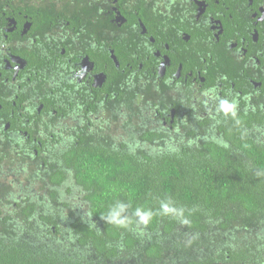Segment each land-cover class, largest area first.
I'll return each mask as SVG.
<instances>
[{"label": "flooded vegetation", "instance_id": "af4514ba", "mask_svg": "<svg viewBox=\"0 0 264 264\" xmlns=\"http://www.w3.org/2000/svg\"><path fill=\"white\" fill-rule=\"evenodd\" d=\"M132 4L74 1L78 20L57 12L60 0H0V196L36 185L83 199L64 164L72 144L225 143L221 105L233 102L264 119V0ZM253 133L264 140V128Z\"/></svg>", "mask_w": 264, "mask_h": 264}, {"label": "trees", "instance_id": "16d2710c", "mask_svg": "<svg viewBox=\"0 0 264 264\" xmlns=\"http://www.w3.org/2000/svg\"><path fill=\"white\" fill-rule=\"evenodd\" d=\"M60 1L57 12L79 20L72 3L80 0ZM125 3L133 7V0ZM226 115L225 143L204 140L151 154L72 144L64 164L83 186L97 223L78 216L69 225L76 238L60 244L62 228L50 230L51 216L35 218L42 205L30 204L21 220H2L0 264H264V141L253 133L264 119L237 114V124ZM54 174L55 183L65 179L61 170ZM169 201L183 214H163ZM138 207L153 212L148 225L138 224ZM114 213L129 219V227L110 224Z\"/></svg>", "mask_w": 264, "mask_h": 264}, {"label": "clouds", "instance_id": "9594fccd", "mask_svg": "<svg viewBox=\"0 0 264 264\" xmlns=\"http://www.w3.org/2000/svg\"><path fill=\"white\" fill-rule=\"evenodd\" d=\"M221 107L225 113H231L233 117H236L237 124L240 123V119L237 117L236 103L234 102L226 103L221 105ZM146 152H152V151L146 150ZM34 183L43 185L38 182H34ZM60 183H55V184H60ZM15 188H17L15 189V191L0 196V225L2 220L6 218L11 219L10 215H15V211L20 212L23 207H26L30 204H34V205L41 204L42 205L41 208L36 211L34 217L38 219L40 217V213H43V215L46 216L48 215L51 216V219L53 221L52 223H56V224H52V223L49 224L48 226L50 230L55 232L56 228L58 227L62 228L60 230L61 231L60 236L62 238V242L59 243L60 244L64 243L65 245H68L71 241L69 237L73 236L74 238H76L75 230L69 227V225L72 222H74V220L78 219L77 218L78 216L84 217V215L87 214L89 218L88 220L89 224H93L94 226V224L97 223V219L92 215L90 211V205L86 201L85 196L83 199H77V198L71 199L68 195L59 193L51 189H49L48 192H45L46 189L36 188V185H31L29 189L25 188V190L20 189L18 187ZM43 188H45L44 185ZM53 194L56 196H53ZM20 197L23 199V201L21 200ZM11 199L13 201H11ZM78 200H82V202H79ZM77 203H79L80 206H77ZM77 207L81 208L82 214H80L77 211ZM162 207L164 210L163 214L165 215L167 214L177 215L178 213L181 215L183 214L182 210L172 207L170 201L169 203H162ZM59 211L65 212L66 216H60ZM136 214L140 217L138 224H142V225H148L152 221L154 215L153 212L151 211L142 212L141 208L139 207L136 208ZM101 217L102 219L105 218L104 215H102ZM19 219L21 220L20 217ZM110 224L115 225L118 228H128L130 224V220L127 218H120L119 213H114L111 217Z\"/></svg>", "mask_w": 264, "mask_h": 264}, {"label": "crops", "instance_id": "0c3cea01", "mask_svg": "<svg viewBox=\"0 0 264 264\" xmlns=\"http://www.w3.org/2000/svg\"><path fill=\"white\" fill-rule=\"evenodd\" d=\"M135 126H136V127H135V130H136L137 125H135ZM138 126H139V124H138ZM131 129H132V128H130L129 131H131ZM121 130L124 131V129H121ZM257 140H258V141H264V140H261L259 136H257ZM24 179H25V180L27 179L26 175L24 176ZM59 215H60V216H66V213H65V212H60Z\"/></svg>", "mask_w": 264, "mask_h": 264}, {"label": "rangeland", "instance_id": "374dc122", "mask_svg": "<svg viewBox=\"0 0 264 264\" xmlns=\"http://www.w3.org/2000/svg\"><path fill=\"white\" fill-rule=\"evenodd\" d=\"M138 128V127H137ZM136 128V129H137ZM79 202H82V200H78ZM77 206H80V204L79 203H77ZM77 211L80 213V214H82V211H81V208L80 207H77Z\"/></svg>", "mask_w": 264, "mask_h": 264}]
</instances>
